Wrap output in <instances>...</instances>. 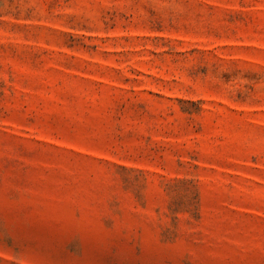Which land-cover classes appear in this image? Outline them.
Here are the masks:
<instances>
[{"label":"rangeland","instance_id":"obj_1","mask_svg":"<svg viewBox=\"0 0 264 264\" xmlns=\"http://www.w3.org/2000/svg\"><path fill=\"white\" fill-rule=\"evenodd\" d=\"M0 264H264V0H0Z\"/></svg>","mask_w":264,"mask_h":264}]
</instances>
